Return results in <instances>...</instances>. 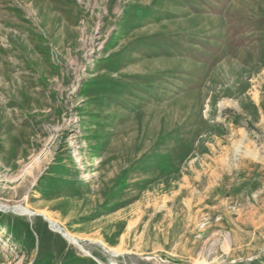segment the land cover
<instances>
[{
	"label": "rangeland",
	"instance_id": "obj_1",
	"mask_svg": "<svg viewBox=\"0 0 264 264\" xmlns=\"http://www.w3.org/2000/svg\"><path fill=\"white\" fill-rule=\"evenodd\" d=\"M0 207V264H264V0H0Z\"/></svg>",
	"mask_w": 264,
	"mask_h": 264
},
{
	"label": "bare ground",
	"instance_id": "obj_2",
	"mask_svg": "<svg viewBox=\"0 0 264 264\" xmlns=\"http://www.w3.org/2000/svg\"><path fill=\"white\" fill-rule=\"evenodd\" d=\"M1 208V210H3V211H6V212H12V211H9V208H7V207H0ZM16 213H19L20 215H26V216H30V211H28L27 209H25V208H19L18 210L16 209V210H14ZM15 212H12V213H15ZM26 213V214H25ZM36 214V213H35ZM38 215V214H37ZM31 217V216H30ZM47 220V219H46ZM48 222L50 223V227L53 229V230H56V231H59L60 233L62 232V230H60L61 228L59 227V225L57 224V223H55V222H52L51 220H48ZM54 228H56V229H54ZM65 233V232H64ZM62 234V233H61ZM63 235V234H62ZM65 235V238L67 239V241L69 242V243H71V244H74L75 246H77V247H79L80 248V246L79 245H77V244H75L76 242L75 241H77V240H75V238L72 236V235H70V234H67V233H65L64 234ZM63 235V236H64ZM78 242V241H77Z\"/></svg>",
	"mask_w": 264,
	"mask_h": 264
},
{
	"label": "water",
	"instance_id": "obj_3",
	"mask_svg": "<svg viewBox=\"0 0 264 264\" xmlns=\"http://www.w3.org/2000/svg\"><path fill=\"white\" fill-rule=\"evenodd\" d=\"M19 208H22V207H13V208H9V211L15 212L14 210H16V209L18 210ZM25 214H26V213H25ZM22 216H23V215H22ZM30 216L33 217V216H39V215L30 212ZM43 220L48 224V227H49V229H50L52 232H54V233H58V234H60L61 236H63L59 231L53 230V229L50 227V223L46 220L45 217H43ZM63 237H64V236H63ZM75 242H76L75 244L78 245V242H77V241H75ZM113 256H115V255H113Z\"/></svg>",
	"mask_w": 264,
	"mask_h": 264
},
{
	"label": "trees",
	"instance_id": "obj_4",
	"mask_svg": "<svg viewBox=\"0 0 264 264\" xmlns=\"http://www.w3.org/2000/svg\"><path fill=\"white\" fill-rule=\"evenodd\" d=\"M68 264H94L91 261H85L79 258H75L74 260H72L71 262H69Z\"/></svg>",
	"mask_w": 264,
	"mask_h": 264
}]
</instances>
